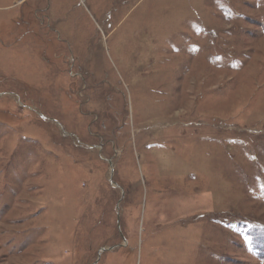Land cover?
I'll use <instances>...</instances> for the list:
<instances>
[{
  "label": "rangeland",
  "instance_id": "obj_1",
  "mask_svg": "<svg viewBox=\"0 0 264 264\" xmlns=\"http://www.w3.org/2000/svg\"><path fill=\"white\" fill-rule=\"evenodd\" d=\"M0 264H264V0H0Z\"/></svg>",
  "mask_w": 264,
  "mask_h": 264
}]
</instances>
